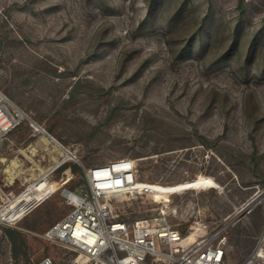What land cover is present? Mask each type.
Wrapping results in <instances>:
<instances>
[{
  "label": "rangeland",
  "instance_id": "1",
  "mask_svg": "<svg viewBox=\"0 0 264 264\" xmlns=\"http://www.w3.org/2000/svg\"><path fill=\"white\" fill-rule=\"evenodd\" d=\"M0 90L58 141L26 121L0 144V264H17L5 226L26 233L21 264H67L43 236L71 209L62 190L19 220L9 202L60 144L81 163L54 182L79 190L82 165L134 158L155 190L121 201L125 217L207 223L226 264H264V0H0Z\"/></svg>",
  "mask_w": 264,
  "mask_h": 264
},
{
  "label": "built area",
  "instance_id": "2",
  "mask_svg": "<svg viewBox=\"0 0 264 264\" xmlns=\"http://www.w3.org/2000/svg\"><path fill=\"white\" fill-rule=\"evenodd\" d=\"M26 121L32 128L31 137L44 134L58 143L0 90V144ZM60 147L65 148L62 144ZM72 159L79 162L76 155ZM72 159L62 156L9 200L27 202L19 220L62 190L71 209L43 236L65 249L63 260L67 264H226L228 239L222 229L213 231L203 223L184 231L170 221V213L164 209L151 216L123 215L121 201L129 202L152 191L141 183L144 181L140 180L136 159L115 158L89 167L81 164L85 184L79 190H70L60 186L70 176L55 182L52 176ZM33 194L37 196L28 202ZM258 257L263 258L262 252L254 250L240 264H257ZM38 264L57 263L45 257Z\"/></svg>",
  "mask_w": 264,
  "mask_h": 264
},
{
  "label": "trees",
  "instance_id": "3",
  "mask_svg": "<svg viewBox=\"0 0 264 264\" xmlns=\"http://www.w3.org/2000/svg\"><path fill=\"white\" fill-rule=\"evenodd\" d=\"M64 167L67 166L65 165ZM72 169L76 171L78 166L74 165L72 166ZM3 231L12 244L13 255L17 264H21L24 257L28 256L26 233L20 229L10 226L3 227Z\"/></svg>",
  "mask_w": 264,
  "mask_h": 264
},
{
  "label": "bare ground",
  "instance_id": "4",
  "mask_svg": "<svg viewBox=\"0 0 264 264\" xmlns=\"http://www.w3.org/2000/svg\"><path fill=\"white\" fill-rule=\"evenodd\" d=\"M44 138V137H43ZM45 139V138H44ZM43 139V140H44ZM43 142V141H42ZM44 142H45V140H44ZM32 145V144H31ZM53 149H51L50 147H49V141H48V139L46 138V150L49 152V151H54V150H56V149H54L55 148V146L54 147H52ZM57 148V147H56ZM57 150H59L60 151V153L64 156V158H74V153L73 152H70L69 150H67V149H65V148H59L58 147V149ZM35 151V150H34ZM37 151V150H36ZM35 151V152H36ZM60 154V155H61ZM58 157V156H57ZM52 158V157H51ZM14 163H16L17 161H13ZM55 162V161H54ZM53 165H51L50 166V168L52 167ZM204 181L207 183V186H210V184L209 183H211V182H213L211 179H209V178H207V179H204ZM202 182V181H201ZM141 183H144L145 185H147L148 187H151V190H155V186L154 185H151V184H149V183H147V182H141ZM187 183V182H186ZM64 185H61V188L63 187ZM35 196H37V195H35V194H33V195H31L29 198H28V202L29 201H31ZM16 201L17 200H15V203H16ZM23 202V201H22ZM25 203H27V202H25ZM2 214H4V212L2 211L1 212ZM5 220V219H4Z\"/></svg>",
  "mask_w": 264,
  "mask_h": 264
},
{
  "label": "crops",
  "instance_id": "5",
  "mask_svg": "<svg viewBox=\"0 0 264 264\" xmlns=\"http://www.w3.org/2000/svg\"><path fill=\"white\" fill-rule=\"evenodd\" d=\"M227 259H228V258H227ZM241 261H242V260H241ZM241 261H239V262H237V261H236V262H237L236 264H239V263H241Z\"/></svg>",
  "mask_w": 264,
  "mask_h": 264
}]
</instances>
